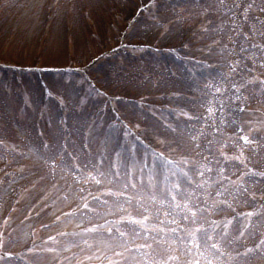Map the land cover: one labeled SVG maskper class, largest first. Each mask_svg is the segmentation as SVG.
Returning a JSON list of instances; mask_svg holds the SVG:
<instances>
[{"label":"rangeland","instance_id":"obj_1","mask_svg":"<svg viewBox=\"0 0 264 264\" xmlns=\"http://www.w3.org/2000/svg\"><path fill=\"white\" fill-rule=\"evenodd\" d=\"M130 2L0 0V264H137L147 251L150 264H204L195 234L229 249L219 264H263L264 74L242 72L240 92L218 100L225 57L206 56L199 32L195 57L164 60L176 32L162 36L158 9L175 16L162 6L148 8L147 31L128 29L149 31V47L116 41ZM155 167L156 192L140 175ZM119 189L170 205L191 252L155 247L153 214L119 210Z\"/></svg>","mask_w":264,"mask_h":264},{"label":"trees","instance_id":"obj_2","mask_svg":"<svg viewBox=\"0 0 264 264\" xmlns=\"http://www.w3.org/2000/svg\"><path fill=\"white\" fill-rule=\"evenodd\" d=\"M232 3H235V1H233ZM243 26V29H240L239 27L235 28V33H234V39L233 41H239L242 38H245L244 31L247 32V26Z\"/></svg>","mask_w":264,"mask_h":264},{"label":"snow or ice","instance_id":"obj_3","mask_svg":"<svg viewBox=\"0 0 264 264\" xmlns=\"http://www.w3.org/2000/svg\"><path fill=\"white\" fill-rule=\"evenodd\" d=\"M197 264H199V262H197Z\"/></svg>","mask_w":264,"mask_h":264}]
</instances>
